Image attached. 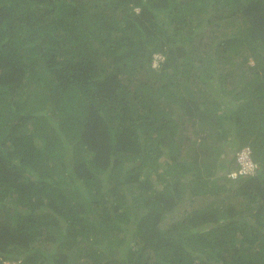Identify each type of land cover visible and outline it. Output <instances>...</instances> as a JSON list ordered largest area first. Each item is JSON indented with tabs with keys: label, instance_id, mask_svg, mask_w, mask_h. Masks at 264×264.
<instances>
[{
	"label": "trees",
	"instance_id": "1",
	"mask_svg": "<svg viewBox=\"0 0 264 264\" xmlns=\"http://www.w3.org/2000/svg\"><path fill=\"white\" fill-rule=\"evenodd\" d=\"M15 262L264 264V0H0Z\"/></svg>",
	"mask_w": 264,
	"mask_h": 264
},
{
	"label": "built area",
	"instance_id": "2",
	"mask_svg": "<svg viewBox=\"0 0 264 264\" xmlns=\"http://www.w3.org/2000/svg\"><path fill=\"white\" fill-rule=\"evenodd\" d=\"M164 59L161 53H155L153 65H158ZM237 167L228 171V176L237 178L240 176H253L258 172L259 164L253 157V148L245 145L235 151ZM14 264H19L15 262Z\"/></svg>",
	"mask_w": 264,
	"mask_h": 264
},
{
	"label": "rangeland",
	"instance_id": "3",
	"mask_svg": "<svg viewBox=\"0 0 264 264\" xmlns=\"http://www.w3.org/2000/svg\"><path fill=\"white\" fill-rule=\"evenodd\" d=\"M251 62H253V60L251 59L250 60ZM210 84L211 85H214L215 87H216V89H220V85H221V83H220V81L219 80H217V79H211L210 80ZM224 85H222L221 87H223ZM225 88H227V86L225 87ZM190 130L192 131V127L190 128ZM192 134V133H191ZM193 135V134H192ZM193 138H196V136H193ZM235 146H236V143H234V142H228L227 143V145L225 146V148H226V151H225V153L223 154V156H222V159L223 160H225L226 158L228 159V158H231L233 155H234V153H235ZM235 162V161H234ZM221 173H222V171H221ZM198 203H200V202H198Z\"/></svg>",
	"mask_w": 264,
	"mask_h": 264
},
{
	"label": "clouds",
	"instance_id": "4",
	"mask_svg": "<svg viewBox=\"0 0 264 264\" xmlns=\"http://www.w3.org/2000/svg\"><path fill=\"white\" fill-rule=\"evenodd\" d=\"M156 53H160V52H156ZM161 54H162V53H161ZM154 55H155V54H154ZM153 60H154V59H153ZM162 61H163V60H162ZM160 63H161V62H160ZM160 63H159V64H160ZM159 64H158V65H159ZM158 65H156V66H158ZM154 66H155V65H154ZM234 158H235V153H234ZM235 162H236V160H235ZM236 167H237V163H236ZM236 167H234V168H236ZM234 168H233V169H234Z\"/></svg>",
	"mask_w": 264,
	"mask_h": 264
}]
</instances>
